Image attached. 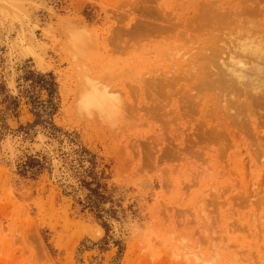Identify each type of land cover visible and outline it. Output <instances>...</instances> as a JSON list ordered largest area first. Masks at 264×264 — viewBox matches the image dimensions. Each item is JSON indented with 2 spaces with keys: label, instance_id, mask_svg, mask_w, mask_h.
Returning <instances> with one entry per match:
<instances>
[{
  "label": "rangeland",
  "instance_id": "obj_1",
  "mask_svg": "<svg viewBox=\"0 0 264 264\" xmlns=\"http://www.w3.org/2000/svg\"><path fill=\"white\" fill-rule=\"evenodd\" d=\"M34 1L32 43L0 33V264H264V59L253 90L197 92L223 29L264 48V0ZM218 1L239 16L200 29ZM85 77L112 121L79 112Z\"/></svg>",
  "mask_w": 264,
  "mask_h": 264
},
{
  "label": "bare ground",
  "instance_id": "obj_2",
  "mask_svg": "<svg viewBox=\"0 0 264 264\" xmlns=\"http://www.w3.org/2000/svg\"><path fill=\"white\" fill-rule=\"evenodd\" d=\"M230 3H232V2H230ZM34 5H35L34 0H0V33L1 34H8L9 36H11L13 33V30L15 28H19L18 29L19 32H21V35L24 36L26 41H28L29 43H32V37H31L30 31H29V26L31 25V23L29 24V14H30L31 7ZM208 5H206V7L208 6L205 10L206 13L205 14L203 13V15H201L202 18L200 16V14L203 12L202 9H203V7L205 8V4L202 7H200L201 8V10H200L201 13L199 12L200 19L197 18V20L203 19L201 21L202 23L200 22L202 25L200 29H202V27L206 28V24H205L206 21H211V22L214 21L216 23V21L217 22H219L221 20L224 21V19H225V21L228 22L227 21L228 16H229V19H230V16H231V18H233V16L231 14L234 15L235 12L238 11L236 9L233 13H231L230 11L231 10L233 11L234 7L231 10L226 9L225 4L224 3L220 4L219 1L214 2V3H210ZM35 8H34V10H38ZM240 12H241V10H240ZM236 15H237L236 16V18H237L239 16L237 14V12H236ZM205 18H206V21H205ZM234 18H235V16H234ZM234 20H236V19H234ZM223 21H221V22H223ZM230 21H232V20H230ZM211 22H209V23H211ZM144 24L145 23H143V25ZM141 25H138V26H141ZM208 26H211V25L208 24L207 27ZM214 26L216 27V24ZM231 26H233V25H231ZM141 27H138V29H141ZM233 27L232 28L230 27L231 29H226L225 31L223 29L224 33H222L223 36H222V38L220 37V39H219L220 41L217 39L222 34L218 35V37L214 36L215 38H217V39H215V40H217V42H215L216 44L215 43H214L215 45L212 44L211 48L209 47V49H201L202 56L198 52H196L199 56H201L200 60H202L204 58L205 59L208 58V60L206 62L207 64L203 67L204 62L201 61L202 65L198 68L200 74H201V72L204 73V78L200 82L198 81V83H197L198 86L201 85L200 89H201V87H203L205 89H211V88L221 87L224 85L226 87H231L234 91H240L241 89L242 90H247V89L253 90L252 87L254 85L253 86H252V84L250 85L246 80V74H249L251 72V71H248L250 69L247 70V67L250 68L251 65H248L246 63L248 62L247 60L250 59V56H252L253 63L256 62L257 64H259V62L261 60L262 61L261 64H263L264 57H263L262 53L264 51V48L261 49V46L259 47V45H257L258 46L257 48H260V52L257 51V48L255 50H253L254 48L252 49L249 46H248V49H246V48L243 49L245 42L243 40L242 41L234 40V37L237 36V34L238 35L241 34L238 31L240 29V27H238V26H237V28L236 27L233 28ZM145 28H146V26L143 27L142 29H145ZM70 30H69V34H70ZM199 31H201V30H199ZM202 31H205V30H202ZM67 33H68V31H67ZM197 36H198V33H197L196 37ZM83 37H84V34L81 32L74 31L73 33H71L70 41L74 45L72 47V51L75 52V53H73L74 55L76 53L81 54V52L78 49L80 48V46H83ZM183 37H186V36H183ZM210 38H213V35ZM229 38L230 39L233 38V40H229L230 41L229 42L227 40ZM209 42L210 41L208 40V43ZM218 42L220 43L219 45H218ZM221 44H223V46H221ZM229 46H231V48H228ZM81 49H82V47H81ZM202 50H203V52H202ZM237 50H239V53H236ZM261 50H262V53H261ZM93 52H95V50ZM90 54H92V53H90ZM74 55L72 56L73 58H74ZM78 55H77V58H80V57H78ZM244 57L245 58L249 57L246 59V63L242 62V59H244ZM250 60H249V62H250ZM242 63L243 64L245 63V64L243 65ZM197 64H199V63L197 62ZM250 76H251V74H250ZM85 78H86L85 79L86 82L84 84H86V85L82 87V90L79 92V95L77 94L78 95L77 96L78 106L80 108V110L78 108L79 112L84 111L87 113L88 111H93V112L96 111L100 117L107 119L109 122L112 121L120 113V106H121L120 101L114 97L111 98L112 96L109 97L110 93L109 92L106 93V91L102 90L98 84L94 83L95 81L92 83L91 80H90V82L88 81L89 80V79H87L88 77H85ZM179 80H181V78ZM183 80L184 79L182 78L181 81H183ZM184 82H185V80H184ZM199 83H200V85H199ZM200 89H198L197 92L199 91L200 93H202L201 91L203 89H201V90ZM216 90H219V89L217 88ZM84 112H81V113H84ZM91 114H93V113L91 112ZM260 158L262 159V161H261V163H262L264 161V157L262 156ZM262 164H264V162ZM88 232H89V230H88ZM93 233H92V235H93ZM92 235H90V236H92Z\"/></svg>",
  "mask_w": 264,
  "mask_h": 264
},
{
  "label": "trees",
  "instance_id": "obj_3",
  "mask_svg": "<svg viewBox=\"0 0 264 264\" xmlns=\"http://www.w3.org/2000/svg\"><path fill=\"white\" fill-rule=\"evenodd\" d=\"M25 81L30 82L31 88L38 87L40 89V91L46 92L48 99L46 100L45 104L41 103L40 105H44V112L48 113L49 116L50 115L52 116L56 110V108L52 104V98H53L55 91H56L55 90L56 84L53 82L54 78L52 77V75H50V74L42 75V74L29 73V75L25 78ZM12 102H13L14 106H16L15 99H12ZM32 113H33L34 117L36 118L35 123L36 124L40 123L41 115L37 111L32 112Z\"/></svg>",
  "mask_w": 264,
  "mask_h": 264
}]
</instances>
